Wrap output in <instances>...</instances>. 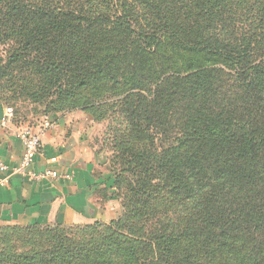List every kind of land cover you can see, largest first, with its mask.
<instances>
[{"label": "trees", "instance_id": "obj_1", "mask_svg": "<svg viewBox=\"0 0 264 264\" xmlns=\"http://www.w3.org/2000/svg\"><path fill=\"white\" fill-rule=\"evenodd\" d=\"M11 42L32 98L92 115L107 96L129 126L109 177L124 211L85 226L104 235L0 225L50 242L15 254L4 235L0 264H264V0H0Z\"/></svg>", "mask_w": 264, "mask_h": 264}, {"label": "crops", "instance_id": "obj_2", "mask_svg": "<svg viewBox=\"0 0 264 264\" xmlns=\"http://www.w3.org/2000/svg\"><path fill=\"white\" fill-rule=\"evenodd\" d=\"M6 106L0 103V225L65 224L70 226L108 223L120 213L114 196L107 163L97 155L93 144L94 120L82 110L54 112L48 117L54 125L42 136L40 153L33 168H51L64 176L58 180L34 182L14 173L23 153L17 131L25 126L33 131L44 120L26 122L16 114L5 126L2 118Z\"/></svg>", "mask_w": 264, "mask_h": 264}, {"label": "rangeland", "instance_id": "obj_3", "mask_svg": "<svg viewBox=\"0 0 264 264\" xmlns=\"http://www.w3.org/2000/svg\"><path fill=\"white\" fill-rule=\"evenodd\" d=\"M87 7H92L96 10L105 9L104 5L98 3L87 4ZM14 46L12 42L6 43L1 46L0 50L4 65V75H0V103L6 107H12L15 114L19 118L25 119L26 122L40 121V119L54 113L50 109L53 107L52 104L54 103L52 102L55 98L49 97L42 100L31 97V94L39 89L40 77L33 73V70L28 68V66L20 68L8 64L7 61L10 57L8 50H11ZM104 99H106L105 102L107 103L99 106L97 113L88 115L94 120L92 141L96 147L97 155L107 163V167L114 178L115 170L119 169V165L114 163V158L118 153L115 146V135L117 132H127L129 123L127 117L119 110L118 103L115 104V101L107 100V96ZM113 178L112 182L114 183ZM112 194L120 203V214H122L124 211L123 195L116 188V185ZM110 222L108 223L110 224ZM86 225H91V223L82 225L83 227H64L60 230L61 232L62 230L64 231L68 239L67 242L71 244L102 237L106 232L105 227L96 229L93 227L85 228ZM4 235H6L5 240L2 239ZM0 238L8 250L15 254L42 250L50 244L49 235L43 227L31 230L6 229L0 234Z\"/></svg>", "mask_w": 264, "mask_h": 264}, {"label": "built area", "instance_id": "obj_4", "mask_svg": "<svg viewBox=\"0 0 264 264\" xmlns=\"http://www.w3.org/2000/svg\"><path fill=\"white\" fill-rule=\"evenodd\" d=\"M15 112L12 107H6L4 116L2 118L3 125H7L14 117ZM54 125L52 120L45 117L38 126L37 131H33L32 127L25 126L17 131V137L23 145V153L20 158L19 165L13 169L14 173L21 174L34 182H42L45 180H58L64 175L56 169L45 168L36 170L33 168L35 158L41 151L43 132ZM9 166L0 163V170H7ZM5 181L0 180V185Z\"/></svg>", "mask_w": 264, "mask_h": 264}]
</instances>
